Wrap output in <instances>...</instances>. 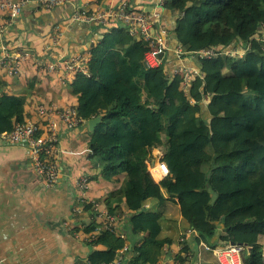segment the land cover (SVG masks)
<instances>
[{"label":"trees","instance_id":"16d2710c","mask_svg":"<svg viewBox=\"0 0 264 264\" xmlns=\"http://www.w3.org/2000/svg\"><path fill=\"white\" fill-rule=\"evenodd\" d=\"M105 1L96 0L101 7ZM121 1L141 9L143 0ZM163 13L170 48L213 49L216 56L187 61L202 78L184 91L170 71L180 62L172 54L167 64L149 69L141 37H130L115 21L94 25L98 43L86 49V74L64 77L66 87L59 91L80 125L101 119L86 138L87 157L98 162V174L88 180L98 176L108 184L101 205L118 217L122 207L134 211L133 232L146 234L127 264H158L170 243L162 236V212L145 206L159 192L145 166L156 149L174 178L159 186L178 200L194 240L209 249L242 247L244 264H264V0H168ZM240 44L248 46L243 57L227 56ZM226 80L234 83L222 91ZM35 114L24 96L0 93V133ZM211 120L223 121L231 135L215 138ZM203 251L200 264H219ZM173 258L185 264L192 257Z\"/></svg>","mask_w":264,"mask_h":264},{"label":"crops","instance_id":"0c3cea01","mask_svg":"<svg viewBox=\"0 0 264 264\" xmlns=\"http://www.w3.org/2000/svg\"><path fill=\"white\" fill-rule=\"evenodd\" d=\"M11 1L25 3L22 15L11 19V23H7L9 18L0 13V27L4 30L0 44L27 56L19 63L15 75L8 76L0 71V93L24 96L27 104L36 111L34 118H27L24 122L37 126L43 123L45 132L48 126L43 116L51 113V120L56 124V162L61 176L56 184L46 186L34 172V161L27 146L10 145L0 138V264L96 261L114 256L124 246L127 247L125 258L129 260L135 256L133 246H139L146 234L133 232L129 216L134 211L122 207L123 214L116 229L108 235L99 227L89 208L79 204L74 180L97 175L98 162L87 157L86 138L91 133L88 122L68 128L60 119L62 112L74 109L66 106L59 93L66 87L64 77L69 79L74 72L64 68L49 69L60 59L85 57L88 61L86 49L98 43V34L91 24L73 22L71 6L47 12L39 7L38 0ZM117 2L106 0L101 7L96 0H72L80 12L86 14L115 6ZM146 2L149 1L143 0L139 7L147 8L149 4ZM32 81L35 85L31 90ZM44 105L51 108L46 109ZM40 109L44 111L43 115L39 113ZM156 185L159 192L145 206L161 211L166 220L162 236L170 240L166 245L167 257L173 259L181 248L192 257L186 264H200L204 245L194 240L196 233L187 230L178 200ZM110 190L111 187L96 176L89 181L86 197L100 203L98 199ZM85 229L91 231L87 233Z\"/></svg>","mask_w":264,"mask_h":264},{"label":"built area","instance_id":"2783aa9c","mask_svg":"<svg viewBox=\"0 0 264 264\" xmlns=\"http://www.w3.org/2000/svg\"><path fill=\"white\" fill-rule=\"evenodd\" d=\"M168 0H153L151 5L147 8L135 9L130 4L118 0L117 5L108 6L106 8H99L95 13H82L79 7L72 3V0H38L39 7L43 11H51L55 8L71 6V18L73 22H85L91 25L105 26L108 21H115L119 23L120 28H124L130 37H141L147 43L148 50L144 56V65L149 69H156L165 64L167 58L172 54L180 62L177 67L171 71L172 75L181 78L182 89L185 91L190 82L202 78L196 65H188L187 61H192L197 64L200 61L210 60L216 56L215 50L204 49L197 51H184L178 45L170 48L171 43L169 38V28L165 19H163V7ZM23 1L17 3L11 0H0V13L8 17L7 23H11V19L18 18L22 15L24 7ZM264 28V26H263ZM4 34L3 28L0 27V39ZM248 47V46H247ZM247 47L240 44L238 47L230 49L226 52L227 56H234L241 58L245 54ZM27 56L22 51H11L5 44H0V71L5 72L8 76H13L18 72V65ZM184 56V58H183ZM87 60L85 57H70L67 59H60L58 62L52 63L50 70L57 68H64L69 72L86 74ZM41 115L43 110H39ZM51 113L45 114L47 132L40 133V128L37 124L31 122H23L16 124L10 132L0 133V138L10 145L25 144L29 150L30 156L34 161V172L46 186L56 184L61 176V172L56 162V155L58 153L56 136V124L51 120ZM61 121L68 127H77L80 124V119L74 109H69L60 114ZM153 162L145 166L151 180L155 184H159L164 180H173V175L168 171L165 163L161 160L162 153L159 149L152 152ZM74 189L76 191L77 200L79 204L89 208L98 222L99 227L105 232L114 233L117 222L120 217L111 215L106 209L102 208L101 204L96 200H90L86 197L88 191L89 180L86 176H81L74 180ZM148 206H146L147 208ZM190 233H194L189 230ZM182 241V239L180 240ZM206 250H210L215 256L219 264H244L242 259V247H225L209 249L204 246ZM127 247H123L118 251L114 257L105 262H96L90 259L77 261L75 264H124L126 262L125 253ZM168 250L166 246L162 249L163 258L158 264H180L174 258H168ZM182 258L190 259V254L180 250L177 253ZM186 264V263H185Z\"/></svg>","mask_w":264,"mask_h":264},{"label":"rangeland","instance_id":"374dc122","mask_svg":"<svg viewBox=\"0 0 264 264\" xmlns=\"http://www.w3.org/2000/svg\"><path fill=\"white\" fill-rule=\"evenodd\" d=\"M233 83H234V81H227V80L223 81L222 82V91H225ZM210 124H212L211 127L214 130L215 138L220 140V139L228 138L231 135L230 131L226 129V125H225V123L223 121L211 120ZM151 160H153V159L152 158H150V160L146 159L145 162H147V164H149L150 162H153ZM97 174H98V172H97Z\"/></svg>","mask_w":264,"mask_h":264},{"label":"water","instance_id":"95a60500","mask_svg":"<svg viewBox=\"0 0 264 264\" xmlns=\"http://www.w3.org/2000/svg\"><path fill=\"white\" fill-rule=\"evenodd\" d=\"M101 123V119L99 117L91 119L88 121V129L90 132L94 130V128Z\"/></svg>","mask_w":264,"mask_h":264}]
</instances>
